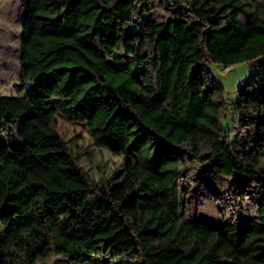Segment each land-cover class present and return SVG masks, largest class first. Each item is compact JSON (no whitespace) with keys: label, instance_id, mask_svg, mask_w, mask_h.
<instances>
[{"label":"trees","instance_id":"1","mask_svg":"<svg viewBox=\"0 0 264 264\" xmlns=\"http://www.w3.org/2000/svg\"><path fill=\"white\" fill-rule=\"evenodd\" d=\"M20 6L0 264H264V0ZM208 61L257 71L227 102Z\"/></svg>","mask_w":264,"mask_h":264},{"label":"rangeland","instance_id":"2","mask_svg":"<svg viewBox=\"0 0 264 264\" xmlns=\"http://www.w3.org/2000/svg\"><path fill=\"white\" fill-rule=\"evenodd\" d=\"M174 4V2H171ZM21 0H0V93L15 95L20 83L19 57L22 41ZM206 68L210 76L221 85V96L227 102H235L239 87L257 71L256 63L241 62L229 66L208 61ZM234 106L222 114L224 130L239 132L238 118L234 116ZM235 126V127H234ZM234 127V129H233ZM234 135V131H231ZM264 155H262L263 157ZM261 167L264 170V160ZM36 264H77L61 256L41 258Z\"/></svg>","mask_w":264,"mask_h":264}]
</instances>
